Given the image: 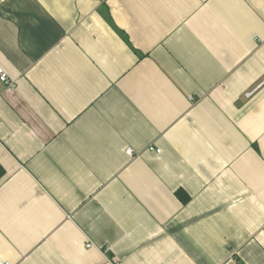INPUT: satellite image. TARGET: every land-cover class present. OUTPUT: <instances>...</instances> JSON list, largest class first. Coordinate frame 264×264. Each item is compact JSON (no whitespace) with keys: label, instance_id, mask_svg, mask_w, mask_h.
<instances>
[{"label":"crops","instance_id":"1","mask_svg":"<svg viewBox=\"0 0 264 264\" xmlns=\"http://www.w3.org/2000/svg\"><path fill=\"white\" fill-rule=\"evenodd\" d=\"M0 68V264H264V0H0Z\"/></svg>","mask_w":264,"mask_h":264},{"label":"built area","instance_id":"2","mask_svg":"<svg viewBox=\"0 0 264 264\" xmlns=\"http://www.w3.org/2000/svg\"><path fill=\"white\" fill-rule=\"evenodd\" d=\"M0 81L3 82L4 84L8 85L9 87H12V88L15 87V84L9 80V77L6 75V73L1 68H0ZM149 148L153 149V147H149ZM156 151H158V150H156ZM125 152L129 156L132 155V149H130V148H127L125 150ZM86 246L90 247V246H92V244L87 243Z\"/></svg>","mask_w":264,"mask_h":264},{"label":"trees","instance_id":"3","mask_svg":"<svg viewBox=\"0 0 264 264\" xmlns=\"http://www.w3.org/2000/svg\"><path fill=\"white\" fill-rule=\"evenodd\" d=\"M3 175V170L0 168V176H2ZM179 195H180V197L182 198V199H184L185 198V196L183 195V193L181 194V192L180 193H178Z\"/></svg>","mask_w":264,"mask_h":264}]
</instances>
